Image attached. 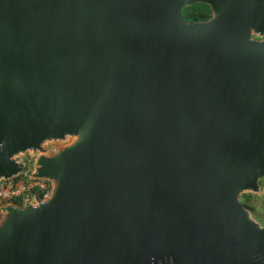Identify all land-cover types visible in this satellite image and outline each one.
<instances>
[{
  "label": "water",
  "instance_id": "obj_1",
  "mask_svg": "<svg viewBox=\"0 0 264 264\" xmlns=\"http://www.w3.org/2000/svg\"><path fill=\"white\" fill-rule=\"evenodd\" d=\"M66 135L0 264H264V0H0V181Z\"/></svg>",
  "mask_w": 264,
  "mask_h": 264
},
{
  "label": "rangeland",
  "instance_id": "obj_2",
  "mask_svg": "<svg viewBox=\"0 0 264 264\" xmlns=\"http://www.w3.org/2000/svg\"><path fill=\"white\" fill-rule=\"evenodd\" d=\"M252 37L255 39H261L255 34H253ZM77 139L78 137L76 136L66 135L64 139L46 140L44 143H41V151L27 150L12 157V160L21 165V171L28 169L33 173L37 158H39L40 155H43L44 157H52L56 154V152L63 151L67 147L71 146ZM258 186V191L248 190L239 193L238 201L243 209L249 214L250 220H252L260 228H264V177L258 181ZM3 206H16V204L13 205V203H11ZM0 211L1 215H4L2 208H0Z\"/></svg>",
  "mask_w": 264,
  "mask_h": 264
},
{
  "label": "built area",
  "instance_id": "obj_3",
  "mask_svg": "<svg viewBox=\"0 0 264 264\" xmlns=\"http://www.w3.org/2000/svg\"><path fill=\"white\" fill-rule=\"evenodd\" d=\"M52 192V182L46 178H36L26 169L18 175L0 181V208L3 205H18L29 201L36 204V199L46 201ZM1 213V211H0Z\"/></svg>",
  "mask_w": 264,
  "mask_h": 264
},
{
  "label": "trees",
  "instance_id": "obj_4",
  "mask_svg": "<svg viewBox=\"0 0 264 264\" xmlns=\"http://www.w3.org/2000/svg\"><path fill=\"white\" fill-rule=\"evenodd\" d=\"M212 11L210 7L206 4L196 3L188 6L182 10V19L185 22H201L206 21L211 17ZM17 204L21 206V202L18 201ZM246 205V204H245ZM247 208V206H246ZM248 209V208H247Z\"/></svg>",
  "mask_w": 264,
  "mask_h": 264
},
{
  "label": "crops",
  "instance_id": "obj_5",
  "mask_svg": "<svg viewBox=\"0 0 264 264\" xmlns=\"http://www.w3.org/2000/svg\"><path fill=\"white\" fill-rule=\"evenodd\" d=\"M3 217V215H1V213H0V219Z\"/></svg>",
  "mask_w": 264,
  "mask_h": 264
}]
</instances>
